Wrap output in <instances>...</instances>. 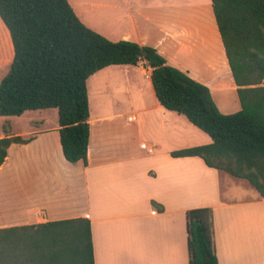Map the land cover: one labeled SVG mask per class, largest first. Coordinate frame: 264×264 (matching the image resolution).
I'll list each match as a JSON object with an SVG mask.
<instances>
[{
  "label": "crops",
  "instance_id": "0c3cea01",
  "mask_svg": "<svg viewBox=\"0 0 264 264\" xmlns=\"http://www.w3.org/2000/svg\"><path fill=\"white\" fill-rule=\"evenodd\" d=\"M129 3L123 2V14L111 7L106 29H101L90 6L77 1L72 7L85 25L101 35L105 32V37L122 31L120 38L106 37L112 41L156 48L169 65L209 87L212 96L218 84L222 88L231 85V90L223 91L236 92L231 69L225 67L229 64L219 30L214 27L210 34L207 28L206 34L214 44L219 41L224 64L213 67L209 77L197 78L180 58L210 69L207 59L198 60L206 58L208 49H200L186 38L175 21L159 24L152 13L139 12ZM13 58L11 35L0 18V83ZM111 69L123 73L98 78V90L91 97V81ZM88 93L91 135L87 165L65 159L58 109L0 115V139H31L27 144L13 143L0 167V229L87 218L95 264H189L186 214L195 208H211L219 264H264V199L255 188V192L250 190L247 180L209 168L200 157L171 155L210 144L212 139L184 115L161 106L145 61L101 70L88 80ZM95 98H105L101 107L95 108ZM215 103L225 114L236 108L226 99ZM193 128L196 138L191 134ZM143 143L154 147V153L142 149Z\"/></svg>",
  "mask_w": 264,
  "mask_h": 264
},
{
  "label": "trees",
  "instance_id": "16d2710c",
  "mask_svg": "<svg viewBox=\"0 0 264 264\" xmlns=\"http://www.w3.org/2000/svg\"><path fill=\"white\" fill-rule=\"evenodd\" d=\"M241 109L224 114L209 87L168 64L152 46L112 41L85 25L68 0H0L14 58L0 83V115L58 109L63 155L88 164V80L110 66L146 62L158 102L209 135L207 145L174 151L247 180L264 199V0H211ZM0 139V167L13 143ZM154 206L162 211L157 203ZM189 264H219L213 210L186 214ZM0 264H95L91 222L74 218L0 229Z\"/></svg>",
  "mask_w": 264,
  "mask_h": 264
},
{
  "label": "rangeland",
  "instance_id": "374dc122",
  "mask_svg": "<svg viewBox=\"0 0 264 264\" xmlns=\"http://www.w3.org/2000/svg\"><path fill=\"white\" fill-rule=\"evenodd\" d=\"M68 1L70 4H72V6L75 5L77 1H79V3L82 5L90 6L89 11L92 13L93 16H95V18H97L101 22V29L102 28L106 29L105 28V23H107L106 14L111 13V7H117L119 9L118 11L123 14L122 5L123 2H126V0H68ZM129 2H130L129 4L131 5L130 8L136 7L139 12L152 13V15L155 16V20L159 24H164L168 21H173V22L175 21L177 23V29L178 30L181 29L184 32H186V38L189 37L190 40L194 42L196 45H198L200 49L201 48L208 49L206 58L204 56V57H200L198 60L203 61L207 59L206 60L207 63H209L212 66V68L210 69L207 68V65L205 64L204 65L200 63L194 64L197 62L192 63L193 61H190L184 57L180 58V61H182V63H184L186 66L188 65L191 69V73H193V75L196 76L197 78L209 77L212 74L210 73V71H213L214 69L213 67L218 69L222 64H224L225 55H223L222 53L219 41L218 43L214 44V41H211L210 39V35L206 34L207 28H210V32L214 31V27L216 28V30H218L211 0H129ZM202 20L207 21L208 24L205 26V24L202 23ZM195 33L197 34V38L194 36ZM122 34H123L122 31H119L118 33H116L117 36H112V34H109L110 36H106V37L111 38L112 36L114 38H120L122 37ZM102 35H106L105 32H103ZM201 52L203 53L202 50ZM225 67L227 69L229 68V65ZM110 73H123V70L120 71V70L111 69L106 73H103L98 77H95L90 83L91 97L92 96L94 97L95 89L98 90L99 85L96 82L97 79L100 77H105ZM125 74H127V71ZM219 76L222 75L220 74ZM224 87L225 88H222L220 84H218L215 87L213 99H215L216 101L221 99H226L227 104H230L229 102L231 103L234 102L236 108H231L230 110H226V111H232L229 112V114L238 112L239 109L241 108V105L238 96L236 94L237 92L223 91L225 89L231 90V85ZM103 99L102 98L94 99L93 102L95 108L101 107L103 105L102 104ZM123 99L125 100L124 106H127L129 104L128 98L125 97ZM228 100L230 101L228 102ZM50 123L51 124L54 123L53 117L51 118ZM191 131H192L191 134L194 138L198 137V134L196 133L197 131L196 128L191 129ZM201 134H203L204 136H208L205 133H201ZM193 141L194 143L199 142V140L197 141L193 140ZM236 182H241L242 184H247V186H250L247 183V181L237 180ZM250 190H252V192H255L254 191L255 189L252 186H250Z\"/></svg>",
  "mask_w": 264,
  "mask_h": 264
},
{
  "label": "built area",
  "instance_id": "2783aa9c",
  "mask_svg": "<svg viewBox=\"0 0 264 264\" xmlns=\"http://www.w3.org/2000/svg\"><path fill=\"white\" fill-rule=\"evenodd\" d=\"M141 148L144 149V150H146L148 154H153L154 151H155V148L154 147H152V146H150L149 144H146V143H143L141 145Z\"/></svg>",
  "mask_w": 264,
  "mask_h": 264
},
{
  "label": "bare ground",
  "instance_id": "6f19581e",
  "mask_svg": "<svg viewBox=\"0 0 264 264\" xmlns=\"http://www.w3.org/2000/svg\"><path fill=\"white\" fill-rule=\"evenodd\" d=\"M202 23H204V24H205V26L208 24V22H207V21H203V20H202ZM204 28H205V27H204ZM204 30H205V29H204ZM208 32H210V31H208ZM210 34H211V32H210ZM201 35H202V34H201ZM194 36L197 38V34H196V33L194 34Z\"/></svg>",
  "mask_w": 264,
  "mask_h": 264
}]
</instances>
